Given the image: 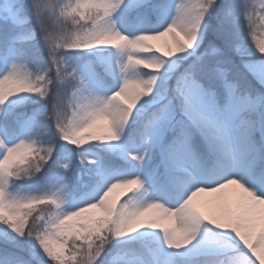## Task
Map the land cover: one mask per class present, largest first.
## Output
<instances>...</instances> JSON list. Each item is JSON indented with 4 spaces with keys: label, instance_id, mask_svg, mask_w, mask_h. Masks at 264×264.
Segmentation results:
<instances>
[{
    "label": "snow or ice",
    "instance_id": "snow-or-ice-1",
    "mask_svg": "<svg viewBox=\"0 0 264 264\" xmlns=\"http://www.w3.org/2000/svg\"><path fill=\"white\" fill-rule=\"evenodd\" d=\"M0 264H264V0H0Z\"/></svg>",
    "mask_w": 264,
    "mask_h": 264
}]
</instances>
